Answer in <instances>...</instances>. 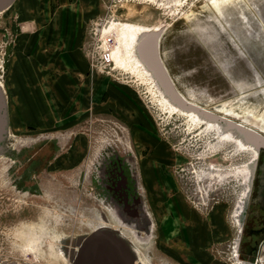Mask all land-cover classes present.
<instances>
[{
    "label": "rangeland",
    "instance_id": "rangeland-1",
    "mask_svg": "<svg viewBox=\"0 0 264 264\" xmlns=\"http://www.w3.org/2000/svg\"><path fill=\"white\" fill-rule=\"evenodd\" d=\"M53 1L13 0L0 12V262L68 264L59 248L108 227L147 264H248L237 244L260 152L172 107L151 79L114 59L105 32L114 22L156 34L173 90L235 124L261 119L264 138V0L70 4L84 18L91 83L62 84L50 69L29 82V45L59 25ZM259 249L255 264H264Z\"/></svg>",
    "mask_w": 264,
    "mask_h": 264
},
{
    "label": "crops",
    "instance_id": "crops-1",
    "mask_svg": "<svg viewBox=\"0 0 264 264\" xmlns=\"http://www.w3.org/2000/svg\"><path fill=\"white\" fill-rule=\"evenodd\" d=\"M48 2H50V0H48ZM53 2L54 3H51V5H56L57 9H59V12L54 14V17H57L59 21V25L57 24V26H55V24H53L54 28L50 27L49 30H45V33L41 36L37 35V37H41L40 40L43 39L40 42L42 45L37 42V39L33 42V45H29V51L27 52L29 58L27 62L22 65L24 72L30 80L29 82L42 76L47 77L49 74L47 71L43 73L40 71L50 69L53 75H56L55 72L58 71L56 78L61 79L60 82L62 84L67 83L64 79H70L69 82H73L74 80L78 85L84 83L85 85L89 84L91 80L87 76V62L82 55V45H80L81 42H83L82 21H84V18L83 16L80 18L77 14L73 15L66 11L69 9L70 4L84 5L87 4V0H75V2H70V0H55ZM256 9L258 10V8ZM46 22L44 26L48 25ZM55 49L58 50V53L53 55ZM223 73L228 75L225 69H223ZM232 82L235 87L240 89L241 81L236 80ZM255 84H257V82ZM260 91L263 95L264 88ZM137 216L138 215L135 214L133 218H138ZM137 224L138 227L142 228V226H139L140 223Z\"/></svg>",
    "mask_w": 264,
    "mask_h": 264
},
{
    "label": "water",
    "instance_id": "water-1",
    "mask_svg": "<svg viewBox=\"0 0 264 264\" xmlns=\"http://www.w3.org/2000/svg\"><path fill=\"white\" fill-rule=\"evenodd\" d=\"M13 0H0V12L6 9ZM156 34H149L146 36L148 43L143 45L146 59L149 62V66L152 70L157 69V73L160 74L165 84L164 90L170 94L171 98L178 102L179 107L184 110H191L205 116L208 120H215L220 122V119L214 115L205 114L192 106H187L182 100L178 99V96L173 90L172 85L163 70L162 66L158 62V56L156 51ZM147 41V40H146ZM151 43V45H149ZM155 68V69H154ZM223 123V122H222ZM225 127L236 128L242 133L252 146L257 151H264V138L245 130L243 128L236 127L233 123L226 122ZM6 135V114L5 104L3 96L0 91V155L3 154V141ZM71 248L66 253L68 264H135V258L132 249L127 241L119 236V234L111 229L97 228L85 236L79 237L71 241ZM0 264H14L0 262Z\"/></svg>",
    "mask_w": 264,
    "mask_h": 264
},
{
    "label": "bare ground",
    "instance_id": "bare-ground-1",
    "mask_svg": "<svg viewBox=\"0 0 264 264\" xmlns=\"http://www.w3.org/2000/svg\"><path fill=\"white\" fill-rule=\"evenodd\" d=\"M251 6L255 12H259L256 9L257 6L255 4H253V2H251ZM263 31H264V29H263ZM146 34H148V33H144V34L140 35V32L137 30V28H135L131 25L118 24V23L113 22V24L111 23V26L108 29V31L105 32V37H107V39H109L111 41V44L113 46L112 49H113L114 59H116V61H120V63L122 65H125L126 67H130L131 69L135 70V72H137L140 77H143V78L147 77V78L151 79L152 82H154L155 85L157 86V88L161 91L166 102H168L172 107H174L175 109H177L181 112L187 113L189 116L195 115L196 117L200 118L201 120H204L206 123H211L210 125H212V124L218 125L222 130H226V132H230V133L238 136V138H240L243 142L252 146L251 142H249L247 140V138L242 133H240L238 130H236V128H232V127L226 128L225 127L224 124L226 122L233 123V122H231L232 120L229 121L227 119V121H226V120H224L225 117L220 118V116L218 117L220 119V122H217L215 120H208V119H206L205 116H201L200 114H198L196 112H193V111L187 110V109L184 110L181 107H179L178 102L174 101L171 98L170 94L165 92V90H164L165 84H164L163 79L161 78L160 74L157 73L158 72L157 69L154 68L155 70H152L149 66L150 64H149L148 60L146 59V55H145L144 49H143V45L146 42L148 43V39L145 36ZM149 45H151V43ZM156 51H157V56H158V62L162 66L163 70L165 72H167L166 69L164 68L163 64L160 61L158 37H157V41H156ZM139 65L143 67L146 74L140 70ZM175 92L178 96V99L182 100L181 102H184V104H186L187 106H192L194 108H197L198 110H200L201 112H203L205 114L216 115L212 111L201 108L200 106L186 100L184 98V96L181 93H179L177 90ZM169 110L171 112H173V111L175 112V110H173V108H171ZM222 115H224V114H222ZM226 116L229 117V115H226ZM230 117H232V116H230ZM233 118L239 119L237 117H233ZM256 119H258V118H256ZM240 121H239L240 123H238L239 125L235 124V123H233V124L236 127L243 128L245 130H249L250 132H253V133L261 136L262 133L261 134L259 133L260 132L259 129L262 127L261 119H259V123L250 122L249 119H247L246 117H243L242 119H240ZM240 124L243 127L240 126ZM245 126L246 127L249 126V129L245 128ZM219 127H218V129H219ZM222 130H220V131L222 132ZM232 138L234 139V137H232ZM240 143H242V142H240ZM243 146H245V145H243ZM261 159H262V164H259L257 166V170H258V174L260 176V179L264 181V177H263L264 176V153H263ZM259 199L262 203L264 202V192L263 191L260 193ZM118 217H119V215H118ZM119 218L122 220H125L123 216L119 217ZM98 228H107V229L114 230L113 228H108V227H98ZM95 229H97V228H95ZM114 231H116L119 234V236L121 238H123L125 241H127L128 244L130 245L132 252H133V255H134V258H135L134 263L135 264H147V261L139 260L138 253L136 251L134 244L131 242V240L126 238L125 236H123L118 230H114ZM131 232H132L134 238L140 241V239L137 237L135 232H133V231H131ZM58 251L62 255V257L65 259L66 263H68L66 253L64 252L65 250L63 251V249L59 248ZM256 260H258V258ZM258 263H260V262H258Z\"/></svg>",
    "mask_w": 264,
    "mask_h": 264
},
{
    "label": "flooded vegetation",
    "instance_id": "flooded-vegetation-1",
    "mask_svg": "<svg viewBox=\"0 0 264 264\" xmlns=\"http://www.w3.org/2000/svg\"><path fill=\"white\" fill-rule=\"evenodd\" d=\"M259 152L261 154V161L259 164H262L261 158L264 151ZM255 181L258 185L252 187V192L249 201L250 204L248 206L246 218H250V220L253 223L255 222L256 225L251 224V221L250 223H247L246 219L242 224V237L237 244V252L239 253V255H241V258L246 257L248 264H255L256 257L259 255L260 252L259 248L264 244V202L262 203L259 199L260 193L262 191L264 192V181L260 179L257 168ZM119 220V223L120 225H122V227L126 228V226H128L125 220H122L120 218Z\"/></svg>",
    "mask_w": 264,
    "mask_h": 264
}]
</instances>
